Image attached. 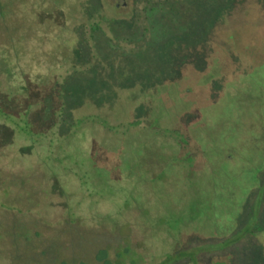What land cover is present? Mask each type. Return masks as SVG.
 <instances>
[{"label":"rangeland","instance_id":"1","mask_svg":"<svg viewBox=\"0 0 264 264\" xmlns=\"http://www.w3.org/2000/svg\"><path fill=\"white\" fill-rule=\"evenodd\" d=\"M156 1L141 0L122 21L100 0H19L0 25V107L12 120L0 116V264H34L27 257L42 242L24 239L33 228L66 239L67 212L58 210L53 227L39 215L63 203L78 228L141 230L145 240L125 241L155 264L233 240L253 217L252 196L264 187V0H205L198 9L185 0L168 35L157 19L145 24L142 9ZM156 29L158 41L130 44ZM240 216L229 236L209 237ZM237 238L196 253L197 264L227 254L223 264H264L251 249L255 233Z\"/></svg>","mask_w":264,"mask_h":264},{"label":"flooded vegetation","instance_id":"2","mask_svg":"<svg viewBox=\"0 0 264 264\" xmlns=\"http://www.w3.org/2000/svg\"><path fill=\"white\" fill-rule=\"evenodd\" d=\"M101 1L103 3L102 6H104V9H106V12L109 13L111 11L112 13L117 15L116 18L124 21V19L126 18H122V16H127L128 13L135 12L138 3H140L141 0H106L105 2L104 0H100V2ZM174 1L175 0H157L152 4V6L149 5L146 8H143L142 10L144 12L143 18L145 19V24L152 28V24L157 19V28H162L165 34L168 32L167 35L169 34V32L171 33V27H177V22L182 16H176V12L182 13V8L188 5L187 1L185 0H176L178 2L177 4H174ZM188 1L190 2V0ZM193 1L195 2L196 0ZM201 1L205 0H197L194 7L196 6L198 9V7H200V5L198 6V4ZM26 2V6H29L30 0H26ZM42 2L45 3V0H42ZM71 6L73 7V4H71ZM165 14L168 16L170 21L159 22V15L162 16ZM157 32H159L158 29H156V31L154 32H151V30L148 32L146 31L140 37L137 36L136 38H131L133 41H130V44L132 43L141 45L144 42H149L151 40L150 38L153 39L155 37V33ZM147 33L151 34L150 37L147 36ZM155 38L157 40V37ZM157 41H155V43ZM31 130V133H26L27 136H32L34 138L41 137V134H34L32 128ZM10 172V174L8 175V179L13 178V181H15L19 172ZM34 173H40L38 176L44 177V175H41L42 173L38 170ZM4 193L6 195L11 194L9 190H5ZM40 193V190H35V196H38ZM59 209L67 212V216L59 219V221L60 225L62 224V228L60 229L61 234L63 235L64 232V235L66 234L68 237L66 239H64V237H52V239L50 240V235L49 233H47V231L50 230L49 228L48 230L43 231L37 228H33V232L30 233L29 236L24 237L25 241L29 242L31 239H34L36 241L42 242V244H40L41 248H39L36 254L31 253V256L27 257L28 261L32 260V263L34 264H155V259H147L145 254L146 252L143 249L141 250L139 244H133L131 243V241L130 243H126L125 241L126 237L129 238L128 236H135L139 238L140 235L143 237L139 239L140 242L142 240H145L148 236L141 230L135 229L132 232H126L124 230L118 229L116 231H113L110 228L104 226L90 228L86 225H82L86 228H78L76 227V223L72 218V216H77V214L75 213L74 209L69 207V204L67 203H63L62 207L60 208L58 207V205H56V207H52V213L50 217L45 215L42 211L41 214H39L40 216H42V218L40 219H46L50 223L48 224L53 227L54 223H56L57 219L60 217L57 214ZM133 214H136V212H134ZM66 219L70 221L69 229L65 227V225H67L65 222ZM13 220L14 219H12L11 221L14 223V228H11V232L13 235H15L19 233L20 230L18 223H15ZM77 220L81 219L78 218L75 221ZM79 230L87 235L88 240H80L79 236L76 234ZM75 244H77V248ZM81 244L82 247L80 248ZM73 245H75L74 247L76 249L74 247L72 248ZM193 250L197 251V254H199L200 252L198 248H194ZM188 254L189 251L183 249L181 251H177L176 254H169L165 257V259L169 257V261L166 262V264H193ZM27 258L24 257L23 261L25 262ZM162 261L157 262V264H162Z\"/></svg>","mask_w":264,"mask_h":264},{"label":"trees","instance_id":"3","mask_svg":"<svg viewBox=\"0 0 264 264\" xmlns=\"http://www.w3.org/2000/svg\"><path fill=\"white\" fill-rule=\"evenodd\" d=\"M0 1H1L0 2V25L2 26L3 23H5V25H7L8 19H9V22H10L11 15H9L8 12L12 11V9H14V8H17V6L20 5V4L18 2L19 0H15V5L13 7H11L10 5H7V4L5 5L4 3H2L3 2L2 0H0ZM14 10H19V8L14 9ZM45 12L50 13V14H54L52 10H47ZM94 21H91V22L87 21V26H89V28H90L91 24H93ZM6 28L8 29V27H6ZM0 116L4 117L8 121L9 120L12 121L11 120V115L7 111H5L2 107H0ZM16 125H17V123H16ZM30 127H31L30 125H25L24 124L23 126H21V130L24 131V132L31 133L32 130H31ZM262 134H264V125H263V129H262ZM262 185H264V184H262ZM263 190H264V187L262 188V190L260 192L261 195H259V196L256 194V192H254V194L252 196V198L254 200V207H255V211L253 213V217L251 219H249L247 225L245 226V228L243 230H239L238 231V233H237L238 235L235 236L236 238L233 239V240H230V241H226L225 240L224 242L219 243V244L217 243V244L207 245L206 247H204L205 251H210V250H218V251L221 250L222 251V250H226L227 247L232 245L233 242L236 239H238L237 237H239V235L243 236V235H247L248 233L249 234H252V233L254 234L255 233V236L258 237L257 239L259 240V243L255 247H251V249H253L255 253L259 254L257 256L262 257V259L264 260V220L260 221V219H259V215L261 214V212L264 213L263 206H262V202L264 201V192L262 193ZM244 209H245V207H244ZM243 213H244V210H243L242 214ZM242 214H241V216H242ZM241 216L236 221V225L231 230L229 229V230H220L221 232H218V231L211 232V233H209V237H220V238L224 239L225 237H227V235L229 233H231L232 231H235L236 229H238L241 226V222H242L241 221ZM256 225H259V226L257 227ZM253 229H254V231L252 232ZM202 248H200V251L201 250L204 251ZM196 253H197V251H189V254H188V256L190 257V260H191V262L193 264H197V261H196L195 256H194ZM227 255H228V257L225 258L224 256H227ZM227 255H224L222 257L220 256L218 258L219 260H217V264H220V263L223 264L224 262H226V263L230 262V258H232V256H231V254H227ZM257 260H259V259H257ZM168 261H169V257L167 259H164L161 263L162 264H166V262H168ZM254 261H256V259Z\"/></svg>","mask_w":264,"mask_h":264}]
</instances>
